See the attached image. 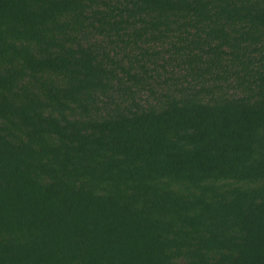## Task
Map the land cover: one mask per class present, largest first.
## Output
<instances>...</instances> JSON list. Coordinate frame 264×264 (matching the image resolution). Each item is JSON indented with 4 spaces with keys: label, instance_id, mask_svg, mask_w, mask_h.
I'll return each instance as SVG.
<instances>
[{
    "label": "trees",
    "instance_id": "16d2710c",
    "mask_svg": "<svg viewBox=\"0 0 264 264\" xmlns=\"http://www.w3.org/2000/svg\"><path fill=\"white\" fill-rule=\"evenodd\" d=\"M0 264H264V0H0Z\"/></svg>",
    "mask_w": 264,
    "mask_h": 264
}]
</instances>
